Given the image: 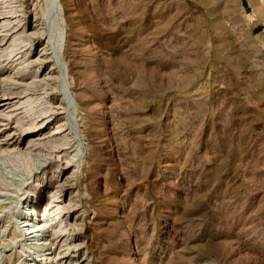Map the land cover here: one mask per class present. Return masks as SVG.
Returning <instances> with one entry per match:
<instances>
[{
	"label": "rangeland",
	"instance_id": "374dc122",
	"mask_svg": "<svg viewBox=\"0 0 264 264\" xmlns=\"http://www.w3.org/2000/svg\"><path fill=\"white\" fill-rule=\"evenodd\" d=\"M52 2L0 0V264L34 190L52 264H264V0Z\"/></svg>",
	"mask_w": 264,
	"mask_h": 264
},
{
	"label": "bare ground",
	"instance_id": "6f19581e",
	"mask_svg": "<svg viewBox=\"0 0 264 264\" xmlns=\"http://www.w3.org/2000/svg\"><path fill=\"white\" fill-rule=\"evenodd\" d=\"M51 1V0H50ZM53 2L52 3H57L55 2L56 0H52ZM53 5V4H52ZM51 5V6H52ZM55 5V8L57 7L56 4ZM49 7V6H48ZM49 9V8H48ZM45 9H43L44 11ZM3 12H0V14H2ZM45 13V12H44ZM57 15V14H56ZM5 16V15H4ZM4 16H0V19L3 18ZM58 16V15H57ZM55 18H57L55 16ZM54 18V19H55ZM52 20V19H51ZM54 21V20H53ZM52 21V22H53ZM51 22V23H52ZM53 25V24H52ZM6 26V25H4ZM58 26V25H57ZM11 27V26H10ZM13 27V26H12ZM57 28V27H55ZM59 28V26H58ZM60 29V28H59ZM56 30V31H60V30ZM8 30V29H7ZM60 33V32H59ZM6 35V34H5ZM42 35V32H36V31H33L29 34H27V38L29 40H31L32 38L31 37H41ZM62 34H59V36H57V40H55L56 42H58V40L60 39ZM4 37V35H3ZM56 39V38H55ZM61 40V39H60ZM59 40V41H60ZM55 43V42H54ZM24 57V56H23ZM25 59V58H24ZM23 59V60H24ZM46 60V59H45ZM36 61V60H35ZM35 61H30V63H33ZM39 61V60H38ZM39 62H43V59L40 60ZM4 98V97H3ZM6 98V97H5ZM8 98V97H7ZM60 126L61 125H58L56 127L53 128V132L51 133V135L55 134V133H58L59 130H60ZM58 129V130H57ZM52 130V129H51ZM50 142V145L52 147H55L56 145H58L59 142H61V145L62 144H66V140L65 141H62L60 139H56L54 141V139H50L49 140ZM64 148V147H61V149ZM42 157V156H41ZM42 161L43 163H45L48 159L47 156L45 157H42ZM41 163V164H43ZM25 170V169H24ZM21 179V178H20ZM41 183L38 182V184L35 186L36 188L39 186L40 187ZM37 190H34L32 196H31V200L30 202L32 201V197L34 196L35 197V201H33V203L31 204V206H29L28 209L24 210L22 212V215H21V220L23 224H26V227L25 228H22L21 225H19V223H15L13 225V230L16 232V236H20V234H23V237H21L22 239V245L25 246L26 248H34V251L36 252L35 256H36V263L38 264H52L53 261H54V258L55 256L52 255V252L53 250L51 251H45V250H48V249H53L54 248V239L53 237H50L48 235V227H49V222L47 220V218L45 216H43L42 214V204H43V200L41 202V204L39 205L38 200L40 198V196L37 194L36 192ZM46 193H48V195L46 196V201L49 202L51 201L50 205L54 206L56 203H55V199L52 198L54 196V192H52L51 190H48ZM11 195V194H10ZM7 199V198H6ZM45 200V199H44ZM11 203V202H10ZM55 203V204H54ZM45 204V202H44ZM43 204V205H44ZM1 208V207H0ZM12 209V208H11ZM54 223V222H53ZM21 224V223H20ZM24 230V231H23ZM26 232H29L27 235L25 234ZM51 235V234H50ZM4 236V235H3ZM5 239V238H4ZM32 244V246H31ZM24 247V248H25ZM57 262V261H56ZM55 263V262H54ZM56 264V263H55Z\"/></svg>",
	"mask_w": 264,
	"mask_h": 264
},
{
	"label": "crops",
	"instance_id": "0c3cea01",
	"mask_svg": "<svg viewBox=\"0 0 264 264\" xmlns=\"http://www.w3.org/2000/svg\"><path fill=\"white\" fill-rule=\"evenodd\" d=\"M260 40L264 44V28L261 29L259 32Z\"/></svg>",
	"mask_w": 264,
	"mask_h": 264
},
{
	"label": "built area",
	"instance_id": "2783aa9c",
	"mask_svg": "<svg viewBox=\"0 0 264 264\" xmlns=\"http://www.w3.org/2000/svg\"><path fill=\"white\" fill-rule=\"evenodd\" d=\"M22 227L23 228H25L26 227V224H22ZM29 232H26L25 234L27 235ZM31 246H32V244H31ZM32 249H33V247H32ZM34 250V249H33Z\"/></svg>",
	"mask_w": 264,
	"mask_h": 264
}]
</instances>
